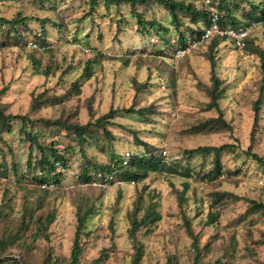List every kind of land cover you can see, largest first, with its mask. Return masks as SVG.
<instances>
[{"label":"rangeland","instance_id":"374dc122","mask_svg":"<svg viewBox=\"0 0 264 264\" xmlns=\"http://www.w3.org/2000/svg\"><path fill=\"white\" fill-rule=\"evenodd\" d=\"M246 1L256 6L264 4V0L237 1L233 13L239 20L241 14L249 10ZM195 4L200 3L195 1ZM87 10L84 0H0V16L7 19L15 14L29 17L26 26L30 36L42 29L47 43L45 51L39 48L32 51L26 46L30 38L19 47L3 38L0 89L5 88L1 102L7 105L6 113L25 114L32 92L47 89L55 96L64 94L80 76L82 64L89 60L91 77L80 81L78 95L68 96L29 117H69V122L82 125L91 118L87 115L88 102L92 119L110 108L136 110L153 106L151 115L118 114L111 120L112 125H106L115 155L142 151L133 143L128 130L135 132L138 140L151 146L153 154L167 163L172 160L182 162V151L197 146L228 143L236 148L231 153H221L224 171L216 182L207 183L195 176V172H206L211 168V157L207 156L193 157L182 164L189 169V178L148 173L140 183L114 181L99 189L95 184L77 183L75 175L83 160L77 154L75 142L66 138L64 131L35 127V132H40L45 141L59 140L58 148L73 146L69 169L64 172L60 184L49 188L43 198L44 207L52 208L55 218L48 229L49 243L37 242V248L49 246L51 257H67L75 228L74 204L88 200L94 210L86 223L88 236L82 239L83 260H93L100 250H106V257L100 264H128L132 251L126 237V214L132 210L136 195L141 193L142 204L150 199L160 216L149 234L138 235L143 245L141 264H164L167 257H173L176 264H192L195 252L182 226L173 191V188L182 191V184H185V203L181 209L189 220L198 248L211 240L209 250L203 252L198 264H213L230 240L234 247L229 253L231 257L223 258L224 264H264V243H255L264 236V216L246 213L243 200L221 207L217 226L203 225L212 191H228L264 204V166L245 153L250 147L249 154L264 160V107L258 114L255 133L250 136L253 128L251 103L260 77L258 58L244 49L219 44L215 54V74L224 92L218 107L230 130L191 134L188 132L190 126L215 116V112L206 107L208 99L204 93V88L209 86L208 63L202 56L205 45L183 57L174 53L162 57L154 53L163 46L161 41L156 42L155 36L137 33L128 6H111L105 10L98 5L91 15ZM138 10L147 18L167 26L168 17L159 6ZM40 19L46 21L41 25L37 21ZM167 36L172 41L175 33L169 30ZM251 40L254 46L264 47L262 26ZM29 55L36 60V69L32 67ZM124 58L126 62H123ZM133 82H144L148 86L138 92L133 88ZM3 138L7 145L0 144V155L2 152L5 156L8 178L0 180V194L7 188L8 198L17 211L21 197L25 195L31 200L33 196L27 192L35 190L30 174L25 171L27 143L20 142L15 124L11 126V134H4ZM83 147L92 162L108 160V146H104L103 152L93 143ZM162 150H165L164 156ZM10 157L16 164V175L10 173ZM11 254L15 256L16 251L12 250Z\"/></svg>","mask_w":264,"mask_h":264},{"label":"trees","instance_id":"16d2710c","mask_svg":"<svg viewBox=\"0 0 264 264\" xmlns=\"http://www.w3.org/2000/svg\"><path fill=\"white\" fill-rule=\"evenodd\" d=\"M41 1V0H39ZM196 0H84L87 7V14L91 15L95 12L98 5H101L105 10L109 7L118 8L121 5L128 6L129 15L134 19L136 31L140 36L148 35L155 36L156 42L161 41L163 45L154 53L162 57H168L175 51L184 50L188 42H196L202 32V28L208 22L207 12L200 4H195ZM237 1L244 0H211V3L221 13L219 21L220 27L235 28L238 25L249 22H257L262 19L263 5L256 6L249 1L246 3L249 10L241 14L239 20L233 13L237 9ZM148 6H159L168 17V24L165 26L160 21L154 18H147L144 13L138 9ZM29 17L15 14L7 19L0 16V50L4 47L3 38L10 39L13 45L18 46L24 43L27 39L36 44L37 48H29L32 51L47 49V43L44 40V31L41 29L39 33L30 36V30L26 26V21ZM41 25L46 21L43 19L37 20ZM56 25V24H54ZM263 33H264V26ZM169 30L175 33L172 41L167 36ZM249 38L245 41L243 48L248 54L254 55L259 61L260 77L256 85V96L251 103L253 112L252 129L250 136L254 135V127L258 121V114L264 107V47L259 48L253 45V40ZM219 44H227L223 38L213 37L207 41L198 43L190 52H194L198 47L205 45V51L202 56L208 63L209 69V86L204 88V93L208 99L206 107L212 109L215 116L197 124L190 126L188 132L198 134L204 132H222L229 131V125L223 120L222 113L218 107V102L223 96V88L220 86V81L215 74V54ZM19 47V46H18ZM39 48V49H38ZM184 54V55H187ZM182 55L181 57H183ZM32 67L36 69V60L33 56H28ZM110 59V58H108ZM127 60L124 58L123 62ZM91 62L86 60L82 64L81 74L69 85L68 90L59 96L49 94L47 89L40 93H30L28 109L25 114H9L6 113L7 105L1 102V97L5 93V88L0 89V144L7 145L3 138L4 134H11L12 124L17 125V134L22 143H27V156L24 162L25 171L30 174V181L35 186V190L28 191V195L33 198H28L23 195L21 197L20 208L14 210L13 204L8 198V189L3 188L0 194V264H100L101 260L106 257V250H100L98 257L93 260H83V242L82 239L88 236L86 223L94 210V205L86 200L83 204H74V219L75 228L72 237V244L67 257H51L49 246L38 249L37 242L49 243L48 229L55 218V212L51 208H45L43 198L48 189L41 188L42 184H51L52 187L60 184L63 179V174L70 167L69 158L73 156V146L66 145L62 149L58 148L60 141L50 139L45 141L40 132H35V127L44 130L54 129L55 131H64L66 138L70 137L77 146V154L83 160L78 166V172L75 175L77 183L81 185L106 183L111 184L114 181L120 183H140L148 175V173H164L171 176L189 178L191 173L189 169L183 167L182 164L193 157H211V168L206 172H195V176L207 183L216 182L221 177L224 169L220 161L221 153H231L236 148L233 144H221L219 146H197L195 148L184 149L182 151L183 160H172L165 162L163 158L153 154V148L148 144L137 139L135 132H128L132 135L133 143L140 146L142 151L139 154H130L125 166L120 164L121 156L115 155L110 147L112 140L111 135L106 129V125H112L111 120L118 114L144 116L154 113L153 106L139 108L112 109L110 108L104 114L92 119L90 102L87 103V115L90 120L82 125L71 123L67 118H30L29 114L35 113L46 107L58 104L68 96H76L79 94L80 81L87 80L91 77ZM46 75V72H43ZM47 77V76H46ZM136 91H142L148 85L147 83H132ZM41 137V138H40ZM102 139V140H100ZM93 143L99 151H104V146H108V160L101 163L92 162L84 151V145ZM9 149V148H8ZM250 147L247 148L246 154L258 165L264 166V160L250 152ZM61 170V171H60ZM10 173L16 175V164L10 157ZM110 177V180L106 178ZM8 178L6 172L5 156L1 152L0 155V180ZM183 185V190L186 185ZM99 189L98 185H96ZM183 190L177 192L174 190L176 205L178 206L182 226L186 234L191 239V248L195 252L192 264H198L203 252L209 250L211 240L206 242L201 248H198L197 241L192 235L189 227V220L185 217L182 211V205L185 200ZM49 191V190H48ZM38 192V193H37ZM243 200L246 204V213H254L264 216V204L254 200H248L242 197H237L228 191H212L209 194V210L205 215L203 222L204 226H217L219 213L218 210L230 203ZM128 228L126 237L130 244L131 255L129 256L128 264H141L143 256V245L139 239V234L147 235L152 231L153 225L159 221L160 216L156 211V205L150 199L143 205L141 193L136 195L132 210L126 214ZM111 229V226H109ZM257 245L264 243V236ZM233 242L230 240L229 245L224 248L223 254L218 257L213 264H224L223 258L231 257L230 251H233ZM16 251V255L12 256L11 251ZM38 257V258H37ZM34 259H37L35 261ZM164 264H176L173 257H167Z\"/></svg>","mask_w":264,"mask_h":264},{"label":"built area","instance_id":"2783aa9c","mask_svg":"<svg viewBox=\"0 0 264 264\" xmlns=\"http://www.w3.org/2000/svg\"><path fill=\"white\" fill-rule=\"evenodd\" d=\"M200 3L201 6L204 7V9L207 12L208 22L206 26L202 28V32L199 36V40L196 42H188L184 48V50H178L174 52L175 56L178 55H184L187 54L192 48H194L198 43H201L203 41H207L213 37L217 38H223L225 42L228 43L229 46L235 48V49H241L244 46V43L246 40L251 38L254 34V32L260 27L264 26V6L262 8L263 10V16L260 21L257 22H249L246 24L238 25L235 28H228V27H220L219 21L221 18V13L215 8V6L211 3V0H196ZM29 48L36 49L37 46L33 42H28L26 44ZM162 156L165 155V150L161 151ZM129 154L125 152L123 156L120 158V164L122 166H125L127 163ZM61 171V170H60ZM107 180H110V177L106 178ZM106 183H98L99 187L103 188ZM41 188H52L51 184H42Z\"/></svg>","mask_w":264,"mask_h":264}]
</instances>
